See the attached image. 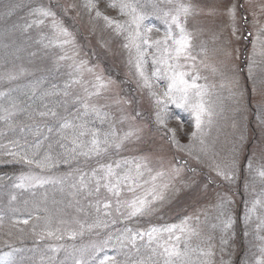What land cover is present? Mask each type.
I'll list each match as a JSON object with an SVG mask.
<instances>
[{
	"label": "rangeland",
	"instance_id": "1",
	"mask_svg": "<svg viewBox=\"0 0 264 264\" xmlns=\"http://www.w3.org/2000/svg\"><path fill=\"white\" fill-rule=\"evenodd\" d=\"M20 1L0 0V20H5V27L9 25L7 14L14 13V10L22 5L30 3L28 7L26 6L28 8L26 18L27 22H30L34 18L31 15L32 10L41 4L45 6L59 4L68 8L72 3L77 5L83 3V0ZM192 2L199 3L207 9L209 6L222 8L227 0H192ZM107 3L108 0H99V7L106 15L121 21L126 19L120 16L117 10L106 7ZM140 3L146 5L145 11L151 12V5L160 3V0H140ZM231 3L240 5L235 20V31L233 22L227 14L220 13L216 16L201 14L190 17L186 25L193 37L192 54L197 57L195 70L200 76L197 83L203 85L205 89L202 99L206 114L202 116L200 130L196 129L195 117L189 109L177 107L171 102L167 103L166 108L164 104L157 107L155 98L149 94V90L138 86L135 69L129 68L128 54L121 47L122 38L115 37L106 29L103 20H95L83 7L70 9L71 16L63 18L70 26V31L74 33L76 44L74 48L66 47L68 55H74L77 62L86 61V67L93 68L96 75H101L105 79L111 78L115 82L103 97H93L92 102L101 106V111L109 113V119L103 123L92 115L93 130L99 131L103 138V133L111 131H115L117 136H123L130 128L142 129L139 132V140L133 137L134 142L126 143L119 152L110 149L109 156L94 157L89 161L83 156H77L75 159H69V163H63L69 156L67 149L73 147L70 140L66 148L56 150L62 139L61 132H55L61 131V128L56 129L59 120L65 116L66 108L70 111L78 106L83 113L84 109L74 101L85 94L80 85H73L68 89L69 95H64L63 86L70 79L72 60H59V55L63 54L59 47H45L48 38L52 36L50 27L45 25L25 29L28 35L31 34L30 47L22 50L11 49L13 47L8 45L0 33V50L8 47L6 58L8 60L13 58V63H7L3 71L5 80L19 88L27 81L35 84L42 79L41 83H37L40 88L42 84L47 83L46 79L54 75L51 92L59 93L48 95L50 99L47 98V105L33 108L30 118L19 109L20 105H18L16 108L8 109L13 114L7 120L0 119V127L16 135L12 140L3 141L0 145V151L4 150L3 156L9 150L35 153L37 160L48 154L56 163L55 167L43 172L35 166H25V168L20 166L18 167L20 172L14 180L17 182H10L0 177V209L9 210L6 212L14 215L16 212L12 211L14 203L27 202L28 206L25 210L29 215L27 225L15 223L11 231L5 229L0 234V257L3 258L4 263L11 264L14 252L11 246L20 243L23 235H29L31 238L28 240L29 246L38 256L32 255L29 260L23 259L27 260L25 264H57L55 262L58 261L59 255H63L66 264H75L77 260L84 261V264H99V260L105 255L113 256L116 260L120 258L121 262L117 261L118 264H132L137 256L136 249L127 241L121 246L118 239L125 229L130 228L135 232L151 225L179 223L184 217H192L190 223L196 227L200 235L193 236L189 241L190 247L197 249L188 256L190 264H200L203 260L211 261V264H258V262L264 264V251H262L264 249V176L261 175V172H264V12L260 10L264 0H231ZM160 6L168 7L163 3H160ZM55 10L60 11V9ZM146 23L156 26L149 34L153 39L163 35L165 26L161 20L150 16ZM21 26L23 24L19 25V28ZM156 28L160 31H156ZM16 40L17 45L22 42L21 38ZM104 42H108L107 47L103 46ZM146 61L145 69L150 75L151 55ZM10 75L17 78L10 80L8 79ZM83 79L86 82L93 81L94 75L85 70ZM32 90L37 96L36 99L44 102L43 98L46 97L44 93L39 94L37 89ZM157 91L162 92L163 89L158 88ZM41 92L45 91L41 90ZM49 110L56 111L57 116L38 115L39 112ZM136 112L140 113L138 117L135 115ZM158 112L163 123L157 120ZM4 116H7V112L4 115L0 114V117ZM46 120V128L43 127L45 135L42 136L44 133H39L42 129L40 122L44 123ZM26 123L29 129L34 130L28 137H25L27 136L25 129L19 128L20 125L25 127ZM194 132L195 137L192 135ZM173 134L179 147L173 143ZM33 138L35 142L30 143ZM81 139L89 141L91 137L84 136ZM37 143L40 145L39 148H36ZM141 156L149 157V167L153 170V175L156 171L165 172L164 177L157 179V184L169 183V188L165 191V201L158 205L159 210L151 216L126 219L125 216L117 213L115 198L109 197L103 189L99 196L84 198L82 195H73L75 190L71 185L78 183L80 175L79 172L74 171L75 169L79 168L82 172L90 173L92 168L98 166L97 160L111 163L124 159L133 160ZM60 163L68 165L66 167L68 169H58ZM217 167L229 172L232 176L231 181L218 176L215 171ZM172 168H178L179 174L172 173ZM2 171L4 176L10 175L7 173L8 170ZM29 172L45 177H65V179L63 183H51L49 189L44 187L50 183L34 188L16 187L20 183L18 177ZM69 172L72 173L71 176L67 175ZM143 179H150L147 172ZM11 191L14 193L12 194ZM33 191L35 194H32ZM137 194H142V190L138 189ZM222 196H226L231 201L228 211L233 220L232 228L227 233V244L221 243L224 233L221 231V209L217 207ZM122 198L130 199L132 193L125 189ZM97 199L110 201L111 208L105 210L101 204L98 214L94 207H89V201L94 203ZM79 208H83L84 211H78ZM104 211H109L111 214L105 216L102 214ZM120 211L125 210L121 208ZM0 213L3 212L0 210ZM37 216L40 219H36ZM46 218L51 219L52 228L61 229L63 239L39 238V234L46 227ZM77 220L86 224H93L99 220L106 223L107 227L102 223L101 227L93 228L91 232L86 230L83 236L77 235L75 239H70L67 232L79 229V225L75 223ZM105 240H108L107 246L103 245ZM140 241L145 244L147 237ZM41 244L47 245L48 257L44 254ZM137 244L139 245V239ZM59 245L62 247L53 252L52 248ZM93 245L96 248H103V251L97 254L95 261L90 259L94 251ZM201 249L211 250L214 254L210 257L201 256L199 252ZM122 253L124 255H121ZM147 255H149L148 251L141 248L142 258H146ZM74 260L76 261L73 262Z\"/></svg>",
	"mask_w": 264,
	"mask_h": 264
},
{
	"label": "snow or ice",
	"instance_id": "2",
	"mask_svg": "<svg viewBox=\"0 0 264 264\" xmlns=\"http://www.w3.org/2000/svg\"><path fill=\"white\" fill-rule=\"evenodd\" d=\"M160 3L166 4L168 7H161ZM160 3H153L151 5L152 11L147 12L145 11L146 5L140 3V0H108L106 7L117 10L120 16L126 17L122 21L106 15L99 7V0H83L81 5L72 3L68 8H64L59 4H49L47 6L41 4L32 10L31 15L34 18L27 23L26 27L31 28L33 26L40 27L45 25L50 27L52 36L48 38V44L45 47H59L62 49L63 54L59 55L58 59L61 61L72 60V64L70 65L72 71L69 73V81L64 85V95H69L68 89L73 85H80L83 88L85 95L77 97L74 102L84 109V116L95 115L102 123L109 119V113L101 111V106L92 101L93 97H103L105 92L111 90V86L115 82L111 78L105 79L101 75H96L93 68L86 67V61L77 62L75 56L68 55L66 51L67 46H73L74 48L76 41L74 33L70 31V26L67 25L63 17H70V9L74 10L78 7L87 9L90 16H93L95 20H103L106 29L110 30L115 37L122 38L123 43L121 47L128 54L127 63L129 68L135 69L138 77V86L149 90V94L155 98L157 107L164 104L166 108L167 103L171 102L176 104L177 107L187 108L195 117L196 129H201L202 116L206 114V108L202 99L205 95V89L203 85L197 83L200 79L198 71L195 70L197 57L192 54L193 37L186 25L190 17L201 14L216 16L220 13L227 14L233 22L235 31V20L240 5L239 3L232 4L231 0H227L226 3H223L222 8L209 6L205 9V7L200 6L199 3L192 2V0H187V2L185 0H160ZM55 9H60V11L58 12ZM260 10L264 12V5L260 6ZM77 15H79V12H77ZM150 16H155L165 26L163 35L159 38L153 39L149 35L156 27L155 25L146 23ZM156 31H160V29L156 28ZM103 46L107 47L108 42H104ZM149 55H151L152 63L150 75L145 69L146 58ZM85 70L94 75L93 81L86 82L83 79ZM16 78L13 75L8 77L10 80ZM161 81L164 83H160ZM158 88L163 89V91L158 92ZM58 94L56 92L44 93L45 96ZM2 95L4 93H0V96ZM5 111L7 112V116L0 117V119L7 120L13 114L7 109ZM38 115L41 117H56L57 112L49 110L39 112ZM135 115L138 117L140 113L136 112ZM157 120L163 123L159 112L157 113ZM60 128L61 138L70 139V143L73 145L71 149H67L69 156L63 161L64 163H69V159H75L77 156H83L86 161L92 160L94 157H106L110 155V149L119 152L126 143L134 142L133 137L139 140V132L142 131V129L130 128L123 136H117L115 131H111L103 133V138H101L99 131L88 128L84 123L79 125L73 124L67 119H64ZM70 128L77 130L74 131L71 138L63 132L64 129ZM49 130L51 131V129ZM192 135L195 137L196 133L194 132ZM84 136H90L91 139L89 141L82 140L81 137ZM172 140L179 147L178 142L175 141L174 134ZM39 146V143H37L36 148H39ZM61 146L64 147V145ZM5 154L10 156L11 160H3L0 163H22L28 166H35L41 169L42 172L56 166V163L53 162L52 157L48 154L39 160L35 158V153L29 154L28 152L9 150ZM149 163L148 156H141L133 158V160L124 159L111 163L97 160L98 166L92 168L90 173L82 172L77 168L74 171L79 172L80 175L78 183L71 185L75 190L73 195H82L84 198L99 196L103 189L109 197L115 198L117 213L125 216L126 219L131 220L136 217L151 216L159 210L158 205L165 201V191L169 188V183L157 184V179L164 177L165 172L156 171L153 175V170L149 167ZM118 169L121 171H117ZM179 171L178 168L171 169V172L176 175L179 174ZM215 171L224 180L231 181L232 176L229 172L219 167ZM145 172L149 174L150 179H143ZM67 175L71 176L72 173L69 172ZM261 175L264 176V172H261ZM18 179L20 183L16 187L34 188L48 183H63L65 177H45L29 172L28 174H21ZM142 180L143 182L141 183ZM125 189L132 193V198H122ZM138 189L142 190V194H137ZM219 199L220 203L217 207L221 209V231L224 233L221 237V243L227 244V233L233 225L232 217L228 211L231 201L226 196H222ZM101 204L105 210L111 208V202L107 200L101 201L97 199L94 203L89 201V207H94L98 214L100 213ZM121 208L125 211L121 212ZM78 211H84V209L79 208ZM102 214L108 216L111 213L104 211ZM36 219H40V217L37 216ZM191 219L192 217H184L179 223H165L161 226L151 225L144 230H137L135 232L127 228L118 239L121 242V246L127 241L139 252L140 248L137 247V239L144 240L147 237V241L143 244V247L148 251L149 255L146 258L135 261L134 264H190L188 256L190 252L197 251V249H192L189 241L193 236L200 235L196 227L190 223ZM15 223L27 225L29 220H19L15 221ZM61 223H64V221H61ZM75 223L79 225V229L67 232L70 239H75L77 235L83 236L86 230L91 232L93 228L101 227L102 223L104 227H107L106 223L99 220L93 224H86L79 220L75 221ZM213 227L217 226L213 225ZM39 238L60 240L63 239V234L61 233V229L52 228L51 219L46 218V227L39 234ZM181 243H183V249H181ZM103 245L107 246L108 240H105ZM60 247L62 245L53 247L52 251L56 252ZM93 249L94 251L90 259L95 261L97 254L103 251V248H96L93 245ZM223 250L222 248L221 251ZM199 252L204 257H210L214 254L211 250L204 251L201 249ZM109 262L110 264H118L115 257L109 255H105L99 260V264H109ZM76 264H84V262L77 260ZM200 264H211V261L203 260L200 261ZM258 264H262V262H258Z\"/></svg>",
	"mask_w": 264,
	"mask_h": 264
},
{
	"label": "trees",
	"instance_id": "3",
	"mask_svg": "<svg viewBox=\"0 0 264 264\" xmlns=\"http://www.w3.org/2000/svg\"><path fill=\"white\" fill-rule=\"evenodd\" d=\"M20 2H31L30 0H21ZM30 4V3H29ZM29 4L27 5H22L20 6V8H18L16 11L14 10V13H8L7 16L9 17V25L5 27V20L1 19L0 20V33H2V37H4L6 39V41L8 42V45H11V49L13 50H16V49H28L30 47V44H29V40H30V35H28L27 33V27H25L27 25V18L26 15L27 12H28V6ZM35 5V4H34ZM27 6V7H26ZM15 20V21H13ZM13 21V22H12ZM23 24V26H21V28H19V25ZM26 29V30H25ZM20 30V31H18ZM25 30V32H24ZM24 33V34H23ZM29 36V37H28ZM18 38H21L22 42H20L18 45V41L16 39ZM7 45V46H8ZM6 49H2L0 50V93H4V95L0 96V114L1 115H4L6 113V109L8 110L10 107H15L18 106L19 102H20V110L26 114V116L28 118L31 117V114L33 113V108H35L36 106H46L47 105V98L49 96H46L44 97V102H39L37 99H36V94H33L34 93V90L32 89H37L38 90V93H45V92H49V88L51 87L50 83L51 81H53L55 78L54 75L51 76V78L49 79H46L48 80L47 81V85L46 84H42L39 88L38 84L37 83H41V81H43L42 79L38 80L35 84H32L30 82H26L25 85H22L20 86L19 88L16 87V86H10L8 83H6V80L3 76V71L4 69L7 67V63H13V58H10L8 60V58H6V53H8V47H5ZM19 55V54H17ZM20 57V56H18ZM59 70V69H58ZM56 76H58L56 74ZM44 86V87H43ZM10 87H13L11 89H9ZM43 88V89H42ZM25 89V90H23ZM41 90L45 91V92H41ZM19 100V101H18ZM66 119L68 120V117H66ZM59 124L56 126V129H60V125L61 123H63L64 119L63 120H59ZM69 121H74V119H71V117H69ZM41 124V122H40ZM43 124V123H42ZM41 124V125H42ZM47 123H44L43 125H46ZM73 124H76V125H79V123H73ZM90 124L86 125L88 128H91V126H89ZM25 127H21V125L19 126L20 129L24 128V132H27V136L25 137H28L29 135H31L34 130L33 129H29L28 128V123H26L24 125ZM93 129V127L91 128ZM61 132L59 130H56L55 132ZM68 131H77L76 129H68ZM39 133L43 134L44 131H39ZM73 133H71L73 135ZM44 135V134H43ZM42 135V136H43ZM61 136V135H60ZM59 136V137H60ZM56 137V136H55ZM9 138H14L12 136V133H10L8 131V129H6V131H4V128L0 127V145L2 144V142L5 140H8ZM59 141V139H58ZM62 143V144H61ZM67 143L68 141L66 139H60V145H57L56 147V150L57 148L58 149H64L67 147ZM61 145H64V147H62ZM58 151V150H57ZM4 154V150L0 153V161H3V160H9L11 157L10 156H3ZM61 157V155L59 156ZM64 163V162H63ZM63 163H60L57 167L58 169L62 168V170L64 169H68L66 168L68 165L66 164H63ZM20 166H23L25 168V166H28V165H24L22 163H0V177H2V179H11L12 177H10L9 175H6L4 176V172L2 170H8V174H10L11 176H16L17 174H19L20 170H18V167ZM18 170V171H17ZM12 226L13 225H10L9 227L6 228V230L8 231H11L12 230ZM9 233V232H8ZM7 233V234H8ZM12 233V232H11ZM19 236V235H18ZM23 239H21V242L20 243H25L26 242V245L28 247H23L22 245L20 244H17L19 245L20 247H23L25 248V254H27L28 256H38L36 253H35V250H33L29 245L30 243H28V240H30V236L29 235H23L22 236ZM34 238V236L32 237ZM143 247V243L141 241H139ZM140 245L137 244V247H139ZM140 248V247H139ZM31 251V252H30ZM118 253V252H117ZM136 258L134 260L135 261H138L140 259H142V256H141V248H140V251L138 252L136 250ZM119 254V253H118ZM121 255H124V253H122ZM125 257V256H124ZM134 259V258H133ZM116 261H120L121 262V259L118 258V260ZM134 262H132V264H134Z\"/></svg>",
	"mask_w": 264,
	"mask_h": 264
}]
</instances>
